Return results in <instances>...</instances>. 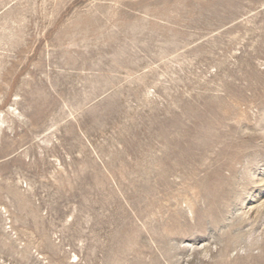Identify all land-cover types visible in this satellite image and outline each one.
<instances>
[{
	"label": "rangeland",
	"instance_id": "obj_1",
	"mask_svg": "<svg viewBox=\"0 0 264 264\" xmlns=\"http://www.w3.org/2000/svg\"><path fill=\"white\" fill-rule=\"evenodd\" d=\"M0 264H264V0H0Z\"/></svg>",
	"mask_w": 264,
	"mask_h": 264
}]
</instances>
